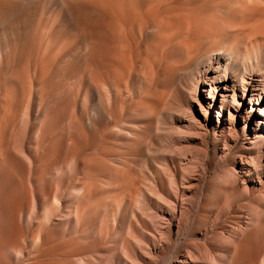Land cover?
<instances>
[{
  "label": "bare ground",
  "instance_id": "bare-ground-1",
  "mask_svg": "<svg viewBox=\"0 0 264 264\" xmlns=\"http://www.w3.org/2000/svg\"><path fill=\"white\" fill-rule=\"evenodd\" d=\"M97 42L102 57L125 62L109 38ZM202 42L154 47L164 91L152 89L149 109L134 115L144 133L120 129L133 160L122 152L114 167L84 163L119 200L97 203L85 182L64 196L54 170L46 196L27 178L11 214L0 210V264H264V25L248 48Z\"/></svg>",
  "mask_w": 264,
  "mask_h": 264
},
{
  "label": "rangeland",
  "instance_id": "rangeland-1",
  "mask_svg": "<svg viewBox=\"0 0 264 264\" xmlns=\"http://www.w3.org/2000/svg\"><path fill=\"white\" fill-rule=\"evenodd\" d=\"M263 5L264 0H0V210L11 214L27 178L46 196L54 171L64 196L85 182L99 193L93 196L97 203L119 200L114 186L103 185L104 178L84 170V163L114 167V155L122 152L125 164L133 160L122 148L129 139L120 129L143 128L134 115L149 109L143 98L162 74L154 47L209 37L212 42L202 47L219 39L248 48L264 25ZM100 34L113 51H122L124 63L102 57ZM161 91L159 86L153 93ZM104 94L112 96L105 106ZM35 220L29 234L40 229L43 219Z\"/></svg>",
  "mask_w": 264,
  "mask_h": 264
}]
</instances>
